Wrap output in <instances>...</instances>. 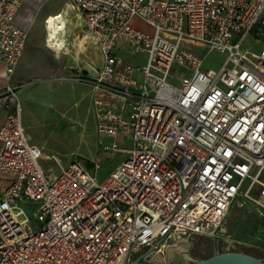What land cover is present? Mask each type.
<instances>
[{"label":"built area","instance_id":"2783aa9c","mask_svg":"<svg viewBox=\"0 0 264 264\" xmlns=\"http://www.w3.org/2000/svg\"><path fill=\"white\" fill-rule=\"evenodd\" d=\"M21 6L0 0V264H173L166 250L188 238L222 239L236 201L264 219V0H67L100 56L92 77H71L88 88L97 143L90 167L51 157L55 172L21 125L28 81L11 80ZM196 50L225 60L202 71ZM114 154L125 158L98 182Z\"/></svg>","mask_w":264,"mask_h":264},{"label":"rangeland","instance_id":"374dc122","mask_svg":"<svg viewBox=\"0 0 264 264\" xmlns=\"http://www.w3.org/2000/svg\"><path fill=\"white\" fill-rule=\"evenodd\" d=\"M68 14L73 21V13L68 11ZM137 26L148 32V28L139 21ZM66 29V43L69 50L74 52L73 41L83 39L85 30L82 27L73 30L72 25H67ZM245 41L243 50L256 52L260 47V43H256L251 37ZM92 44V41L86 40L85 49L75 61L69 60L65 55H60L59 59L52 55V58L44 48L24 52L25 56L19 61L16 74L22 80L28 81L27 86L17 94L22 112L21 125L29 143L39 149V164L44 170L56 171L58 165L51 157L57 159L60 166L79 160L90 167L95 160L97 142L88 88L74 83L71 78L77 70L92 73L90 68L98 66L97 60L100 57ZM195 52L198 57H203L200 50ZM120 57L129 63L141 61L138 57H129L126 51ZM224 57V54L217 52L205 54L201 70H218L225 60ZM175 72L180 79L188 80L191 77L190 72L184 68H177ZM133 78L139 82L141 76L135 73ZM4 81L2 72L0 83ZM116 141L122 149L130 148L127 136L125 138L119 135ZM123 158L125 157L121 154H114L109 159H102L95 172L96 180L103 181ZM0 177L5 178L1 175ZM239 203L236 201L225 217V235L222 239L192 236L185 240L182 247L166 250L170 261L173 264H189L217 254L235 253L244 254L264 264V219L256 217L252 207H239ZM21 207L31 216L32 208Z\"/></svg>","mask_w":264,"mask_h":264},{"label":"crops","instance_id":"0c3cea01","mask_svg":"<svg viewBox=\"0 0 264 264\" xmlns=\"http://www.w3.org/2000/svg\"><path fill=\"white\" fill-rule=\"evenodd\" d=\"M67 0H22V6L17 14L16 23L19 27H22L28 31L27 33V41L25 45V49L23 51L22 56H25L26 51H30L33 49H40L44 48V50L47 52V54L52 57V53L50 50L43 47V22H45L46 19L49 18L51 15H58V13H63L64 10H68L66 7ZM69 11V10H68ZM71 12V11H70ZM73 13V12H72ZM68 14V13H67ZM75 16L74 20H71L70 14L67 15V19L69 20V25H72V22H79V27H82V22L75 12L73 13ZM73 28V26H72ZM83 29V27H82ZM95 47L96 53L98 54V51L96 49V46L92 44ZM21 56V58H22ZM99 56V54H98ZM100 57V56H99ZM53 58V57H52ZM98 66L95 68H90L92 70L91 72H88L85 70L84 72L87 73L88 76L92 77L95 73L94 70L98 69L101 62L100 58L97 60ZM17 71V70H16ZM16 71L14 75L12 76L13 83H21L25 82L20 78ZM0 72H2V68L0 65ZM5 86V81L0 83V89H2ZM89 93V92H88ZM90 103V99H89ZM0 121H1V115H0Z\"/></svg>","mask_w":264,"mask_h":264},{"label":"bare ground","instance_id":"6f19581e","mask_svg":"<svg viewBox=\"0 0 264 264\" xmlns=\"http://www.w3.org/2000/svg\"><path fill=\"white\" fill-rule=\"evenodd\" d=\"M68 10H64L63 13L58 15H51L45 22H43V29L45 31L43 37V47L50 50L54 58L59 59L60 55H65L69 60H77L78 55L85 49L86 40L89 38L85 35L83 39L73 41L74 52L69 50V46L66 43L69 25V20L66 18ZM71 24V23H70ZM73 30L79 27V22L72 23ZM92 41V40H91ZM3 72V71H2ZM0 72V75L1 73Z\"/></svg>","mask_w":264,"mask_h":264},{"label":"water","instance_id":"95a60500","mask_svg":"<svg viewBox=\"0 0 264 264\" xmlns=\"http://www.w3.org/2000/svg\"><path fill=\"white\" fill-rule=\"evenodd\" d=\"M129 264H143L139 262V258L134 259ZM189 264H262L259 260H254L244 254L225 253L210 256L207 259L193 261Z\"/></svg>","mask_w":264,"mask_h":264}]
</instances>
